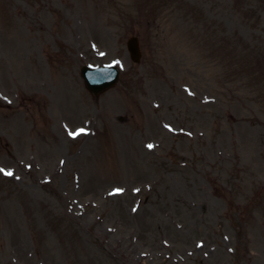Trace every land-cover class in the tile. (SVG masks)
Listing matches in <instances>:
<instances>
[{
	"label": "rangeland",
	"instance_id": "rangeland-1",
	"mask_svg": "<svg viewBox=\"0 0 264 264\" xmlns=\"http://www.w3.org/2000/svg\"><path fill=\"white\" fill-rule=\"evenodd\" d=\"M0 169V264H264V0H0Z\"/></svg>",
	"mask_w": 264,
	"mask_h": 264
},
{
	"label": "water",
	"instance_id": "water-1",
	"mask_svg": "<svg viewBox=\"0 0 264 264\" xmlns=\"http://www.w3.org/2000/svg\"><path fill=\"white\" fill-rule=\"evenodd\" d=\"M127 47L130 52L131 59L138 62L140 52L138 41L136 38H129ZM81 76L84 79L86 89L93 95L98 96L105 90L113 87L118 80V71L114 67H105L100 69H81Z\"/></svg>",
	"mask_w": 264,
	"mask_h": 264
},
{
	"label": "snow or ice",
	"instance_id": "snow-or-ice-1",
	"mask_svg": "<svg viewBox=\"0 0 264 264\" xmlns=\"http://www.w3.org/2000/svg\"><path fill=\"white\" fill-rule=\"evenodd\" d=\"M149 147L151 148L152 146L149 145ZM0 172H3V174L6 176H12L13 175V173L11 171H4L3 169H0Z\"/></svg>",
	"mask_w": 264,
	"mask_h": 264
}]
</instances>
